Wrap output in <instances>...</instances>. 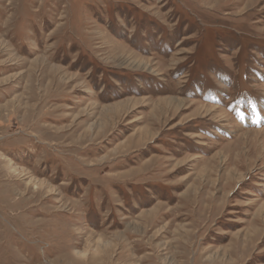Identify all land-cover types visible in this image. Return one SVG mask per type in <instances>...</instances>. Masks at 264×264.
Segmentation results:
<instances>
[{"label":"rangeland","instance_id":"obj_1","mask_svg":"<svg viewBox=\"0 0 264 264\" xmlns=\"http://www.w3.org/2000/svg\"><path fill=\"white\" fill-rule=\"evenodd\" d=\"M0 264H264V0H0Z\"/></svg>","mask_w":264,"mask_h":264},{"label":"bare ground","instance_id":"obj_2","mask_svg":"<svg viewBox=\"0 0 264 264\" xmlns=\"http://www.w3.org/2000/svg\"><path fill=\"white\" fill-rule=\"evenodd\" d=\"M85 149V148H84ZM87 149V148H86ZM38 188H39V186H38ZM53 202V201H52ZM58 203V202H57ZM42 209V208H41ZM78 214V213H77ZM50 215V214H49ZM79 217V216H78ZM71 220V219H70ZM19 239V238H18ZM23 249V248H22Z\"/></svg>","mask_w":264,"mask_h":264},{"label":"snow or ice","instance_id":"obj_3","mask_svg":"<svg viewBox=\"0 0 264 264\" xmlns=\"http://www.w3.org/2000/svg\"><path fill=\"white\" fill-rule=\"evenodd\" d=\"M257 119L259 120V117Z\"/></svg>","mask_w":264,"mask_h":264}]
</instances>
